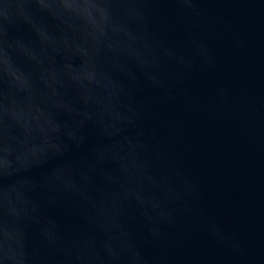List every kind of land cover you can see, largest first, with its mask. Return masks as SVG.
<instances>
[{"label": "water", "instance_id": "water-1", "mask_svg": "<svg viewBox=\"0 0 264 264\" xmlns=\"http://www.w3.org/2000/svg\"><path fill=\"white\" fill-rule=\"evenodd\" d=\"M0 264H264V0H0Z\"/></svg>", "mask_w": 264, "mask_h": 264}]
</instances>
